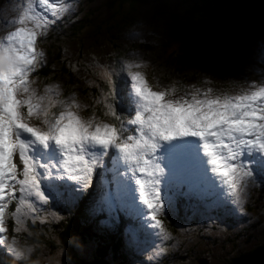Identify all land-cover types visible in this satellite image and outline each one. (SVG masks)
<instances>
[{"label": "snow or ice", "instance_id": "obj_1", "mask_svg": "<svg viewBox=\"0 0 264 264\" xmlns=\"http://www.w3.org/2000/svg\"><path fill=\"white\" fill-rule=\"evenodd\" d=\"M71 8V0H38L37 7L29 2L0 38L8 59L0 68V246L25 259L7 221H15L16 234H30L26 219L43 223L41 209L78 199L98 169L110 175L112 209L136 219L141 230L163 234L160 217L181 197L211 199L219 207L218 193L226 187L239 203L248 181L264 171V81L233 96L213 98L209 89L203 98L199 90L190 99L170 98L136 72L126 112L117 107L109 78L96 101L102 116L85 118L74 98L61 101L57 89L39 95L33 87L32 74L43 62L39 38Z\"/></svg>", "mask_w": 264, "mask_h": 264}, {"label": "rangeland", "instance_id": "obj_2", "mask_svg": "<svg viewBox=\"0 0 264 264\" xmlns=\"http://www.w3.org/2000/svg\"><path fill=\"white\" fill-rule=\"evenodd\" d=\"M93 1L97 2V0ZM141 1L136 15L132 18L131 24L121 29L116 38H112V41L116 43L123 41L124 44L128 45V42H138L147 43L148 46H151L149 51L145 49L144 45H139L128 50V61H122L126 69V79L124 80V78H121L118 72L115 74V80H118L117 83L122 86V89L125 87V82L127 83L128 95L131 91L132 84L130 74L136 72H139L143 76L152 90H163L169 93L170 98H179L183 96L186 99H190L191 95L197 90H199L200 96L203 98V94L208 92L209 89H211L209 95L213 98L216 96H233L240 94L249 83H260L264 81V17H261V21L256 24H253L251 21L248 22L247 20L243 26L245 32H249V35L245 38L247 42H244V44H246L244 50L245 56L240 52L236 55L227 56L222 61V63L225 62L229 66V70H232V72L229 73H234L237 79H239V77L236 73L241 72L245 74L243 83L235 81L236 78L234 77L232 78L233 80L231 78L227 80L215 79L207 69H203L202 72L205 73L202 75L204 77L203 80L200 78L198 81L197 78H194L191 82L183 84L182 82L174 80L171 72L178 77L184 76V74H179L176 69L177 67L170 68V66L164 64L163 61L165 56H162V51L169 52L181 44L179 42H170L167 39L169 34L176 32L170 25L176 24L180 15L171 20V17L163 12L164 5L162 0ZM179 1L180 0H170L168 6L173 7ZM29 2L33 7L38 6V0H0V38H3L9 30L14 29V21L28 7ZM89 2H91V0H71L72 8L67 13H62L61 19L53 24L43 37L39 38L38 49L43 52V62L38 66L37 70L41 66L45 67L48 64V48L53 43L58 42V40L54 39V36H52L53 30L63 27L62 31H67L69 27H71V22L80 16V7L84 11L86 5L92 4ZM97 4L98 3H94L93 5ZM125 7H127V4L123 5V8ZM110 13L111 11H109V14ZM74 14H77V16L73 17ZM110 20H113V18ZM15 26L18 27L19 25ZM32 26L30 22L27 24V27ZM58 32H61V30H58ZM70 34L71 33H69L68 36ZM68 36L64 38L61 36L60 39H63L64 42L68 44ZM82 40L84 44L90 42L89 46H91L88 52L79 55L81 56V61L87 63L85 65V70L87 72L94 71L99 73V77L108 82V79L111 78V68L113 66V61L110 60V55H108L110 53L108 42H98L95 39L89 38L86 34L82 36ZM167 43L170 44L167 45ZM45 45L46 47L44 48ZM72 45L73 43L69 45V48L67 47V50L75 52L76 50L71 48ZM186 50L187 53H191V50ZM202 53L203 52L200 54ZM243 56L246 61L242 63ZM107 63L110 64L109 67ZM195 64L197 65L196 62ZM137 65H139V67H137ZM74 67H76V65H74ZM188 67H191V65H188ZM37 70L32 74V79L35 80L33 87L37 90L39 95H45V88L57 89L59 92L58 98L61 101H71L73 98L77 101L80 105L78 111L81 116L89 118L93 114V106L90 103L88 104V100L90 101V99H85L79 92L80 90L65 96V88L62 84L58 82H48V79L45 80V77H43V81L40 80L37 77ZM81 73L82 71L79 69L77 74L81 76ZM218 76L227 78L228 71L221 69ZM212 80L217 81V84L212 85ZM120 85H115V87H119ZM99 99H103L102 94ZM122 99H124L123 94L120 96V101H118L117 104L121 112L124 111V105L121 104ZM96 115L98 117L102 116L101 114ZM103 119L107 122L110 120V117H103ZM14 161L18 162V157H14ZM99 171L102 170L98 169V177L101 174ZM107 178L110 179V175L99 181L101 185L100 191L93 190L91 193L88 191V188L86 191L76 194L77 196L81 195L80 197L83 200L89 202V205L85 204L86 212L88 214H93L97 219H100V217L113 216L115 214V212L112 211V207L110 205L108 206L109 200L106 194ZM217 179L220 178L217 177ZM69 184L73 188L76 187L74 182H69ZM218 196H220L223 201L222 206L219 207L212 206V200L210 199L205 201L191 200L190 203L188 202L178 210H175L177 209L176 207L167 209L165 213L170 215H166L164 218L163 234H160L159 229L141 231V229H138L137 225L133 224L122 227L120 235L123 245L127 248V245L129 247L132 244L133 246H131V248L134 249V254L132 255L130 253L132 256L130 257L131 262L129 264H200V258L205 259H203L205 261L203 264H230L233 257L244 254L251 248L260 245L264 241V171L258 172L254 180L248 181L246 190L239 203L232 202L233 198L226 194V187L224 191L218 193ZM94 202L107 204V207L104 208L105 213L98 211L93 205ZM73 203L74 201L69 199L62 204L52 203L48 211L41 209L39 215L44 222L40 223L37 221L35 229L50 227L52 223L61 219H58L53 213H59L60 217L64 215L61 222L69 224L70 217L67 216V209H69ZM182 204L184 203H180L179 206ZM249 205L254 208L252 212L247 211ZM23 211L25 213L28 212L27 208H24ZM122 220L123 224H125V219L122 218ZM14 223L15 221L13 219L7 221L10 230L11 228L14 230ZM33 223L35 222L30 218L25 220V225L30 231L31 224ZM97 223L100 225L98 221ZM98 224H94V230L100 228ZM101 227L102 231L100 235H113L115 232L117 233L116 229L120 227V224L114 221L113 217H108L102 220ZM27 233L28 232H21L16 234L15 231L14 233H9L14 236L18 235L19 244L33 249L31 255L27 259L17 258L8 251L7 246H0V258L6 257L11 259L12 264H32V262L45 264L48 260L47 250L42 246V243L39 244L40 240H35L37 248L34 242H27L25 239L28 237H24ZM35 236L36 234H33L31 238ZM78 244L80 243L78 242ZM89 248L90 246L88 245L83 249L87 250ZM160 249H164V251L161 253L159 252ZM84 253L87 252L85 251ZM128 253L127 249V254ZM62 256H65V253H62ZM108 258L105 259L110 263ZM162 260H166V262L161 263ZM0 264H2L1 261ZM110 264L114 263L111 262Z\"/></svg>", "mask_w": 264, "mask_h": 264}, {"label": "trees", "instance_id": "obj_3", "mask_svg": "<svg viewBox=\"0 0 264 264\" xmlns=\"http://www.w3.org/2000/svg\"><path fill=\"white\" fill-rule=\"evenodd\" d=\"M169 1L162 0L164 5L163 12L167 13L171 17V20L180 16L176 24L170 25L176 32L169 34L167 39L170 42H179L181 44L169 52L162 51V56H165L164 64H167L170 68L177 67L178 73L184 74V76L178 77L171 72L174 80L183 84L191 82L194 78H197L198 81L200 78L203 80L204 77L202 75L205 74L202 72L203 69H207L211 73V76L218 80L236 78L234 73H229L232 70H229V66L225 62L222 63V61L225 57L236 55L240 52L245 56L244 50L246 44L244 42H247L245 38H247L249 32H245L243 26L247 20L248 22H253V24L259 23L261 17H264V9L247 14L232 6H224L220 12L219 20L222 23L231 22L229 24L230 27L225 32L208 33L199 30L203 29L205 17L193 15V12H206L211 6V0H180L173 7L168 6ZM141 2V0H97V2L91 0L89 3L92 4L86 5L84 11L80 7V16L71 22V27L67 31H62L63 27L53 30L52 36L58 42L49 46L48 64L45 67L41 66L37 70V77L42 81L44 80L43 77H45V80L48 79V82L62 84L65 88V96L80 90L79 92L85 99H90V101L88 100V104L90 103L93 106V112L102 115L104 109L96 101L105 92L108 82L101 79L99 73L94 71L87 72L85 70L87 63L82 62L79 55L88 52L91 46H89L90 42L83 43L82 36L86 34V36L98 42H108L110 49L108 55H110V60L113 61L111 79L115 85H120L117 83L118 80H115V74L118 72L121 78L126 79V69L122 61H128V50L139 45H144L148 51L151 49V46H148L147 43L128 42V45H126L123 41L117 43L112 41V38H116L119 35L121 29L131 24L132 18L136 15ZM94 3L98 4L93 5ZM123 3L127 4V7L123 8ZM109 11H111L110 14ZM75 16L77 14H74L73 17ZM112 18L113 20H110ZM58 30H61V32H58ZM69 33L71 34L68 36ZM61 36L63 38L68 36L69 43L66 44L63 39H60ZM72 43L71 48H74L75 52L67 50V47L69 48V45ZM169 44L167 43V45ZM186 49L191 50V53H187ZM201 52L203 53L200 54ZM244 56L241 61L242 63L246 61ZM107 65L109 67L110 64L107 63ZM188 65H191V67H188ZM79 69L82 71L81 76L77 74ZM221 69L228 71L227 78L218 76ZM236 74L240 80L236 78L235 81L243 83L245 74L241 72ZM216 82L215 80L211 81L212 85H216ZM127 88L126 82L124 89H122L121 85L116 87L117 101H120V93L123 90L128 94ZM121 104L124 105V111L122 112H126L128 107L127 102L122 99ZM101 179V177H96L95 174L88 191H100L101 185L99 181ZM85 204L89 205V202L80 197L67 209V216L70 217L69 224L61 222L64 215L59 221L52 223L50 227L35 229L37 222L31 224L30 234L28 232L24 236L25 238L28 237L25 240L27 242H34V244L35 240H40L39 244L42 243V246L45 247L48 253V260L45 264H89L91 260L108 257L110 263L129 264L131 258L122 243L120 235L121 224L116 229L117 233L115 232L113 235H100L102 227L97 223V218L93 214L86 212ZM253 209L251 205L247 207L248 212H252ZM95 223L100 227L97 230L93 229ZM10 232L14 233V230L11 228ZM33 234H36V236L31 238ZM88 245L90 248L84 250L83 248ZM258 246L264 248V241ZM85 251L87 253H84ZM62 253H65V256H62ZM248 254H250L249 251L233 257L232 260H244ZM0 259L2 264H12L11 259L6 257ZM163 262H166V260L161 261V263Z\"/></svg>", "mask_w": 264, "mask_h": 264}, {"label": "water", "instance_id": "obj_4", "mask_svg": "<svg viewBox=\"0 0 264 264\" xmlns=\"http://www.w3.org/2000/svg\"><path fill=\"white\" fill-rule=\"evenodd\" d=\"M224 6H232L243 13L252 14L264 9V0H211L210 8L200 13L193 12V15L198 17L204 16L203 32H225L230 27L231 22L222 23L219 20L220 12ZM204 259V258H203ZM199 260L200 264L205 263L204 260ZM198 261V262H199ZM89 264H110L107 259L99 258L91 260ZM230 264H264V248L255 247L250 251V254L244 260H232Z\"/></svg>", "mask_w": 264, "mask_h": 264}, {"label": "clouds", "instance_id": "obj_5", "mask_svg": "<svg viewBox=\"0 0 264 264\" xmlns=\"http://www.w3.org/2000/svg\"><path fill=\"white\" fill-rule=\"evenodd\" d=\"M7 65H8V59H7V56H6V54L3 52V51H0V68H6L7 67ZM92 193V192H91ZM118 220H120V218H118ZM118 220H116L117 222H118ZM97 221L100 223V225H101V222H100V219H97ZM18 247H19V249H20V251H21V253L23 254V256L25 257V259H27L30 255H31V253H32V251H33V249L32 248H30V247H27V246H24V245H22V244H19L18 245ZM125 247V249H126V251H127V249H128V254L130 255V257L134 254V249L133 248H131V247H128V245H127V248H126V246H124ZM255 247H253V248H251L250 250H249V252L252 250V249H254ZM31 249V250H30ZM131 251V252H130ZM132 255H131V254ZM200 260H202V259H200ZM32 264H38V262H32Z\"/></svg>", "mask_w": 264, "mask_h": 264}]
</instances>
